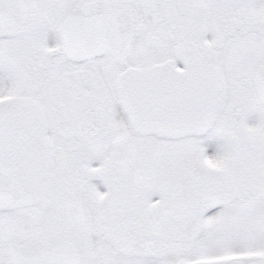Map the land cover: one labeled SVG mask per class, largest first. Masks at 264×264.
Instances as JSON below:
<instances>
[{"label":"snow or ice","instance_id":"6c2138e0","mask_svg":"<svg viewBox=\"0 0 264 264\" xmlns=\"http://www.w3.org/2000/svg\"><path fill=\"white\" fill-rule=\"evenodd\" d=\"M0 264H264V0H0Z\"/></svg>","mask_w":264,"mask_h":264}]
</instances>
